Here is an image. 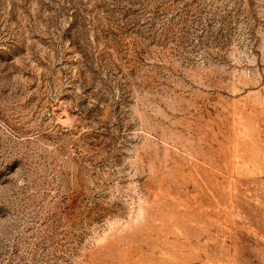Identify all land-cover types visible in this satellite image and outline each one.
Wrapping results in <instances>:
<instances>
[{
    "label": "rangeland",
    "instance_id": "obj_1",
    "mask_svg": "<svg viewBox=\"0 0 264 264\" xmlns=\"http://www.w3.org/2000/svg\"><path fill=\"white\" fill-rule=\"evenodd\" d=\"M0 264H264V0H0Z\"/></svg>",
    "mask_w": 264,
    "mask_h": 264
}]
</instances>
